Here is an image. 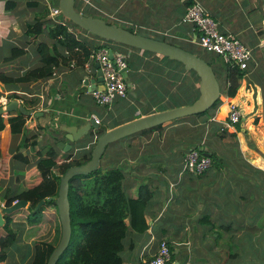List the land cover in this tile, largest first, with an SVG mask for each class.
I'll list each match as a JSON object with an SVG mask.
<instances>
[{"label":"crops","instance_id":"crops-1","mask_svg":"<svg viewBox=\"0 0 264 264\" xmlns=\"http://www.w3.org/2000/svg\"><path fill=\"white\" fill-rule=\"evenodd\" d=\"M196 1L218 22L222 31L239 37L253 49L255 60L249 69L242 70L241 85L236 95L231 97L229 83L221 72V66L226 63L221 57L204 50L203 55H210L220 64L216 70L221 77L218 79L221 102L215 110H211L210 116L194 114L164 124L163 128L152 132L141 131L125 136L120 139H124L122 145L107 152L106 162L126 167L122 169L125 172V189L130 196H138L141 182L148 183L153 192L145 215L148 229L144 232L128 230L125 248L121 252L124 264H147L163 239L173 249V264H264V1L77 0L76 8L87 15L132 28L139 34L179 45L197 54L194 48L200 46L195 41V25L183 22L190 4ZM57 6L60 7V0H0V51L4 46H10V53L13 46L23 47L26 53L19 58L27 60L37 55L39 63L34 67L40 66L37 44L46 42L52 46L56 43L50 36L49 28L56 24L51 8ZM38 19L44 23L43 33L27 35L29 25ZM67 24L78 38L94 45L105 43L71 25L68 19ZM58 48L63 54L64 50L68 54L63 46L58 45ZM125 51L139 60L135 69L129 68L128 71L129 77L132 70L131 79L134 80L129 78L127 84L132 87L131 91L136 90V94L127 92V96L109 106L96 103L84 83L87 78L84 68H71L69 63L59 67L47 79L9 86L0 82V86H5L0 88V101H11L10 95L16 93L19 98L15 99L28 109L42 112L41 115L28 116L25 134L35 135L32 140L36 138L37 142L36 146L31 145L26 150L31 164L41 157L38 151L46 154L47 149L56 146L59 141L70 143L62 126L81 124L86 118L97 116L102 120L100 127L112 130L138 117L184 106L171 103L170 92L162 103L154 102V97H158L154 89H159L156 82L159 79L155 78L161 75L160 70L153 67L154 64L165 65L167 72L162 73V78H167L165 83L171 92L177 90L179 84L185 85L186 82L189 86L195 80L200 96V78H196L186 66L172 65L175 67L173 73L181 71L183 75V80L172 84L169 62L174 59L132 46ZM6 56L1 55L0 60ZM95 63L89 80L98 78ZM25 72L26 69L13 76ZM151 83L154 85L150 86ZM97 84L100 88L103 85ZM179 96L186 101V95L179 93ZM229 101L241 107L244 117L222 133L219 129L227 119ZM117 117L121 119L112 124L111 121ZM23 136L12 135L13 150ZM168 139H171V152L180 154L177 168L155 167L154 161L164 146L162 143ZM120 140L108 144L107 148ZM181 140L185 141L183 147ZM94 142L82 138L68 152L73 154L72 159H79L91 150ZM196 147L218 159L202 175L183 170L185 154ZM57 149L65 153L58 145ZM180 163L182 168H179ZM10 177L3 181L0 196L9 189V195H14L26 188H14ZM18 179L20 177H16L15 182ZM22 183L23 178L19 185L22 186ZM5 206V200H2L0 210ZM56 214L55 207L47 208L43 214L45 219L36 231L31 230L25 221L14 220L12 227L17 231L18 239L7 248L4 264H31L36 240L46 239L54 233ZM3 218L5 223V213Z\"/></svg>","mask_w":264,"mask_h":264},{"label":"trees","instance_id":"trees-1","mask_svg":"<svg viewBox=\"0 0 264 264\" xmlns=\"http://www.w3.org/2000/svg\"><path fill=\"white\" fill-rule=\"evenodd\" d=\"M77 10L81 12L79 8ZM69 23L82 29L70 20ZM127 29L134 32L132 28ZM43 31L44 23L38 19L34 24L29 25L26 34L37 35L43 33ZM49 33L51 38L56 40V43L52 46L46 42L37 44L40 66L26 70L20 76L9 75L5 68L0 66L1 83L12 85L47 79L55 74L59 67L68 63L70 64L72 60L76 61V67L80 66L84 68V63L89 60L93 50L100 47L108 46L113 50L125 52L130 69L134 70L138 65L137 63H139V60L134 58L133 55L126 53L125 48L130 46L101 38L90 32L88 33L104 40L105 43L98 45L90 44L86 40L78 38L76 33L71 31L67 25L62 24L51 25ZM58 45L63 46L69 54L66 55L65 50L64 54L59 51ZM25 53L26 50L23 47L13 46L11 53L4 57L3 62L12 63ZM174 63L179 66H185L180 61L170 59L169 64L171 65V69L169 70V74L173 76L172 84L180 81V79L183 80L181 71L173 73L175 71V67L172 66ZM153 67H157L161 75L163 72H167L165 65L154 64ZM221 68L224 78L229 83L228 93L233 97L241 85L244 72L236 66L232 67L227 64L221 66ZM191 72L199 79L195 70H191ZM132 73L131 70L129 77L125 78L126 83H128L129 78L131 79ZM215 73L217 78L221 79L219 73L217 71ZM165 81H167L166 77L156 80L159 89H154V92L158 96L154 97L156 98L154 102L162 103L169 92L170 101L173 104L175 102L184 105L192 104L199 97V90L196 87L195 80H192L189 86L186 82L184 83L186 86L179 84L177 90L173 92H171V88L167 87ZM149 85L152 86L154 83ZM140 86L142 87L143 83ZM131 90L132 87L127 84V92L136 94V90ZM179 93L186 95V101L179 96ZM11 97L13 99L19 98L16 93L11 94ZM220 102L221 98L210 110H215ZM160 108L162 109L163 106L161 105ZM205 113H198V115ZM161 128H163V125L145 129L142 132H152ZM27 129L28 117L22 113L10 112L4 115L0 114V189L3 181L9 175L11 159L30 166L29 170L25 173L26 188L14 195H9L11 192V189H9L5 195L0 196V206L2 200H5L6 206L13 205L16 200H26L29 203L27 208L22 207L13 212L5 213L6 221L3 225H0V264H4L7 259V248L14 245L18 239V233L13 229L12 222L14 220L25 221L31 230L35 229L36 231L45 219L43 215L44 211L49 207H55L57 213L56 229L52 233V236L36 240L31 262V264L48 263L51 253L59 244L62 236V225L59 220L60 217L55 200L58 196L61 177L71 166L83 164L91 158L97 138L106 130L104 127H100L92 131L88 137H85V139H89V141L95 140V142L91 150L79 159H72L73 154L71 152H59L56 145L49 147L46 154L43 151H38L41 152V157L34 164H31L26 150L31 145L36 146L37 142L36 138L32 140L35 135L28 136L25 134ZM21 134L24 135L23 139L16 149L13 150L11 148V137L12 135ZM212 159L213 162L218 161L216 157ZM124 182L125 172L118 166H100L98 170L90 174H80L70 179L69 200L71 205L72 238L69 246L62 253L56 264H124L121 252L125 248L124 240L128 230L144 232L148 229V223L145 218L146 208L153 196L149 184L141 182L138 186V196L132 197L127 193ZM43 200L46 201L45 204L41 205L38 210H35L37 205ZM23 210L25 211L22 212Z\"/></svg>","mask_w":264,"mask_h":264},{"label":"water","instance_id":"water-1","mask_svg":"<svg viewBox=\"0 0 264 264\" xmlns=\"http://www.w3.org/2000/svg\"><path fill=\"white\" fill-rule=\"evenodd\" d=\"M76 1L77 0H60V8L64 16L71 22L101 38L154 52L163 56H168L174 60L182 62L187 69L195 70L197 72V75L200 78L201 94L192 104L147 114L120 124L112 130H105L97 138L91 158L83 164L71 166L66 170L61 177L58 196L55 198L62 225V236L59 244L51 253L47 264L57 263L62 253L69 246L72 238L71 205L69 200V185L72 177L80 174H90L98 170L101 166V160L108 144L145 129L167 124L178 118L205 112L207 109L212 108L221 97V85L214 68L198 54L179 45L142 35L135 31L133 32L127 28L119 26L118 24L109 23L103 18L84 14L77 10ZM109 57L112 59L113 65L116 66L114 59L115 54L112 48H109ZM95 66L98 69L97 80L86 79L84 82L85 85L89 87L90 91L100 89L97 82L103 84L104 81L100 62H96ZM128 71L129 67L122 70L125 78L128 77ZM14 111H19L27 117L32 114H42V112H35L34 109H28L24 104L20 103L18 99H12L6 105L0 106V114L2 115ZM99 128L100 125L94 117L86 118L81 124L78 123L75 125L62 126V130L65 132V138L68 139L70 143L59 141L57 145L63 151L68 152L71 150L74 143H77L82 138L88 137L92 131ZM45 202V200L41 201L35 210H38L41 205L45 204ZM27 204L26 200H19L11 206L3 207L0 210V225L4 224V213H10L19 208L26 207Z\"/></svg>","mask_w":264,"mask_h":264},{"label":"built area","instance_id":"built-area-1","mask_svg":"<svg viewBox=\"0 0 264 264\" xmlns=\"http://www.w3.org/2000/svg\"><path fill=\"white\" fill-rule=\"evenodd\" d=\"M51 15L55 17L56 24L68 26V18L64 16L59 6L51 8ZM183 22L195 24L197 32L195 39L196 43L203 50L221 57L226 64L232 67L236 66L240 70H247L251 62L255 60L253 49L247 46L239 37L222 31L218 22L209 15L198 1L189 6L183 17ZM114 54L116 66L113 65V61L109 57V47L93 50L89 60L84 63L86 79H88L89 75L94 71L93 64L95 62H100L101 64L104 77L103 85L100 89L91 91L96 103L100 106L112 105L115 100L127 96V83L122 73L123 69L128 68L127 56L124 52L118 50L114 51ZM76 65V61L72 60L70 67L75 68ZM7 103H9V101H6L4 105ZM93 117L100 124L99 118L97 116ZM243 117L244 112L241 107L236 102L229 101L228 116L220 126V132L223 133L233 128L237 123L241 122ZM212 165V157L203 153L202 150L196 147L189 149L185 154L183 170L195 175H202L211 168ZM18 201L19 200H16L14 203ZM172 255L173 249L171 245L167 240L163 239L159 242L157 252L147 264H173Z\"/></svg>","mask_w":264,"mask_h":264},{"label":"rangeland","instance_id":"rangeland-1","mask_svg":"<svg viewBox=\"0 0 264 264\" xmlns=\"http://www.w3.org/2000/svg\"><path fill=\"white\" fill-rule=\"evenodd\" d=\"M87 13V12H86ZM194 51L201 57H203L206 61H208L211 66L214 68L215 72L217 71L216 69L220 66V64L216 63L210 55H207V54H204V50L201 48V47H198L197 48H194ZM10 54V46H4L1 48V51H0V58H1V55L2 56H6V55H9ZM38 56H33L31 57L30 59H23L25 57H22V58H18L16 59L14 62L12 63H4L3 60L1 61L0 60V66L1 67H4L6 72H8L9 75H18L20 73H23L24 70L26 69H29V68H32L34 66H36L39 62L38 60ZM25 60V61H24ZM162 77V75L160 76H157L155 79H160ZM9 86V85H8ZM5 86H0V88L4 89ZM12 98V97H11ZM13 99V98H12ZM9 101V100H8ZM10 102V101H9ZM4 101L1 100L0 101V104H2V106H4ZM211 108L207 109L205 112V115L206 116H210L211 114ZM122 117V116H121ZM121 118L120 117H117V118H114L111 123H115L116 121H119ZM100 121H102L100 119ZM105 123V122H104ZM153 128V127H152ZM124 143V139L120 140L117 144H111L108 148H107V151L106 153L104 154V156L102 157V160H101V166H104V167H108V165H111V167L113 166H117V164L115 163H110L109 162H106L105 160V156L107 154V152L113 148H118L119 145H122ZM181 143V146L183 147V145L185 144V141H180ZM164 146L159 150L158 152V156H157V159L154 161V164H155V167H159V166H165L166 168H177V162H178V159L180 157V154L179 153H173L171 152V139H168L167 141H164V143H162ZM118 167L120 168H126L122 165H118ZM30 168V166H26L25 164L21 163V162H17L15 161L14 159L10 160V172H9V175L7 177V179L10 177V181L11 183L14 185V188H21V187H26V181H25V173L26 171H28ZM179 168H182V164L180 163L179 164ZM16 177H20V179H18V181L15 182V179ZM23 178V183H22V186L19 185V182L21 181V179ZM9 181V183H10ZM24 189V188H23ZM26 208V207H25ZM24 209V208H23ZM25 210H23L22 212H24ZM28 213V211H27ZM26 214V213H25ZM60 220V219H59ZM28 234V233H27ZM29 247V245H26Z\"/></svg>","mask_w":264,"mask_h":264}]
</instances>
